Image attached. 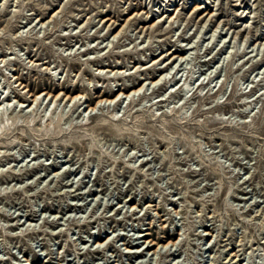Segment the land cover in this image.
<instances>
[{"label":"rangeland","instance_id":"374dc122","mask_svg":"<svg viewBox=\"0 0 264 264\" xmlns=\"http://www.w3.org/2000/svg\"><path fill=\"white\" fill-rule=\"evenodd\" d=\"M0 264H264V0H0Z\"/></svg>","mask_w":264,"mask_h":264},{"label":"bare ground","instance_id":"6f19581e","mask_svg":"<svg viewBox=\"0 0 264 264\" xmlns=\"http://www.w3.org/2000/svg\"><path fill=\"white\" fill-rule=\"evenodd\" d=\"M170 18V17H169ZM183 52V51H182ZM189 52V50H186L185 49V53H182V55H180L179 57H176V55L171 59V60H169L170 62L168 63V65L166 66V67H164L166 70L165 71H163L155 80H153L152 81V85H157L158 83H161L163 80H166L167 78V76L166 75H168L169 74V72L172 70V69H174L173 67H174V65H176L179 61L181 62V61H183V60H185L186 59V56H187V53ZM157 63V62H156ZM167 64V63H166ZM176 75V74H175ZM166 76V77H165ZM163 77H165V78H163ZM163 78V79H162ZM172 79H174V77L172 78ZM168 80V79H167ZM167 82H165V84H166ZM143 88L144 87H140V88H138V89H134V90H132L131 92H129L128 93V95H126V99L127 98H129L131 95H133V96H136V94H139L142 90H143ZM181 89H183V87L181 88ZM44 94H40L38 97H37V99L38 98H40L41 96H43ZM145 95V94H144ZM46 97H48V96H46ZM80 98V96H77V97H75L74 99H73V102L75 101V100H78ZM37 99L35 100V102L37 101ZM118 100V99H117ZM116 99H112V100H101V101H99V103L95 106V107H93V108H88V110H90L91 112H93V111H95V110H97L98 109V107H101V106H103V105H105V104H111V103H114V102H116L117 101ZM5 101L6 100H3V102H2V104H4L5 103ZM121 102V101H120ZM163 102V101H162ZM10 103V102H9ZM10 105L11 104H8L7 103V105H6V108H9L10 107ZM23 106H25V105H23ZM2 107V106H1ZM3 110V109H2ZM87 110V111H88ZM99 110V109H98ZM148 236V234L146 235H144L143 237H147ZM147 244H149V243H147ZM173 247V246H175L174 244L172 245V244H167V245H162V246H160V245H155V244H152V245H150V246H148L145 250H149L150 248L151 249H154V248H156V249H154L152 252V254H158V253H160L161 252V250L162 249H164V250H167L168 248L167 247ZM139 253V252H138ZM150 253H151V251H150Z\"/></svg>","mask_w":264,"mask_h":264}]
</instances>
